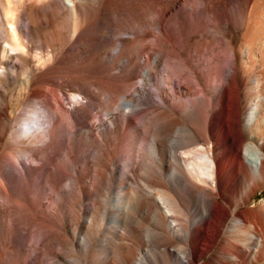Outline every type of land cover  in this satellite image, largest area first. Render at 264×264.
I'll return each instance as SVG.
<instances>
[{
	"label": "bare ground",
	"instance_id": "1",
	"mask_svg": "<svg viewBox=\"0 0 264 264\" xmlns=\"http://www.w3.org/2000/svg\"><path fill=\"white\" fill-rule=\"evenodd\" d=\"M6 132L0 264H93L99 218L78 230L76 210L99 189V168L90 179L76 167L90 149L107 164L127 155L104 264H132L136 240L124 241L141 233L137 264H264V199L248 206L264 187V0H0V141Z\"/></svg>",
	"mask_w": 264,
	"mask_h": 264
},
{
	"label": "rangeland",
	"instance_id": "2",
	"mask_svg": "<svg viewBox=\"0 0 264 264\" xmlns=\"http://www.w3.org/2000/svg\"><path fill=\"white\" fill-rule=\"evenodd\" d=\"M16 1H19V0H16ZM20 1H22V2H24V0H20ZM27 1V0H26ZM233 32V33H232ZM232 38H233V41L235 42V43H237V44H239V42H240V32L238 31V30H236V29H233L232 30ZM30 52H29V54H30V56L32 57L33 56V54H35V53H37L39 50H38V48H37V46H32L31 48H30V50H29ZM194 59V60H193ZM189 60H190V62L192 63V60L194 61V63H195V61H196V57H194V56H191V57H189ZM199 68V67H198ZM10 88H8V89H6V96H5V99L4 100H6V103L8 102H10V104L12 103V99H14V97L16 96V93H17V89L16 88H14V86L13 85H10L9 86ZM151 97L154 99V100H159V98H158V96L155 94V93H152V95H151ZM182 100H187V96L186 95H182L181 97H180ZM14 107V106H13ZM22 107H23V103H18V104H16V106L14 107V109H15V115L17 114V115H19L20 114V112H21V110H22ZM7 135H8V132H6V134L2 137V139H1V141H0V154H3V150H5V148L7 149V145H5L6 144V138H7ZM245 137V140L246 141H252V142H255V143H260L261 141H260V138H258V136L256 135V134H253V135H245L244 136ZM143 142H145V141H143ZM142 142V143H143ZM144 144V143H143ZM199 145V144H198ZM198 145L197 144H191V145H186V146H182V145H178L177 146V148H176V154L177 155H180V156H183V155H185V154H191L192 153V151H194L197 147H198ZM5 146V147H4ZM190 149V150H188V149ZM7 151V150H6ZM6 151H4V152H6ZM183 151H187L188 153H181V152H183ZM191 152V153H190ZM179 153V154H178ZM137 154H141V153H139L138 151H137ZM137 154H131V161H133L134 163H135V165H137V159H138V155ZM183 154V155H182ZM99 154H95V152H93V150L92 149H90L89 150V152L87 153V154H83V158H82V160H78L77 162H76V167L78 168H76L77 169V171L78 172H80V173H83V174H86L87 176L89 175V177H90V179H92V175H91V173H92V170L94 169V168H99V170H101V173L102 174H100V180H98L99 182H97L98 184H99V189L97 190V193H96V195L97 196H95V198H87V199H83L82 200V202L81 203H79L81 206L79 207V204H78V206L76 207V210H77V215H79V213H80V215H79V218L81 217V215L83 216V217H81V220H79L80 222H79V227L80 228H78V226H77V228H78V230H83L85 227H87V224H85L86 222H85V219L87 218V217H89V216H94L95 217V215L96 216H98V217H96V219H98L99 218V222L97 221V223H96V221H95V223H94V226L93 227H89V229H90V231H91V241H90V248H89V251L91 252V255H93L92 256V258H94V259H92L93 260V264H104V262L106 261L105 259H104V257H105V255H102V254H100L99 253V251H103L104 249H103V247H105L103 244L105 243V237H104V234H105V230H106V226H107V223L105 222L106 221V219H107V217H108V211H109V209H110V207H111V197H112V191H111V186H113L114 184H115V182L116 181H118L119 180V173H120V171L122 170V164L127 160V155L126 154H123L122 152H120V153H118L117 154V157L115 158V159H113L112 160V162L111 163H109V164H107L106 162H105V160H104V158H102L101 159V157L100 156H98ZM134 155V156H133ZM137 156V157H136ZM113 163V164H112ZM82 164V165H81ZM12 166V164L10 163L9 164V166ZM95 165V166H94ZM105 165V166H104ZM111 165L113 166V167H111ZM99 166V167H98ZM101 168V169H100ZM104 170V171H103ZM108 171V172H107ZM130 171V172H129ZM85 172V173H84ZM129 172V173H128ZM131 173V174H130ZM122 174V177L124 178V185H126V186H128V187H130V188H132V189H135V190H137L136 188H138L137 187V185L138 184H141V178H139L140 176H138V174H137V171H135V170H127V171H123V173H121ZM107 175V176H106ZM108 177V178H107ZM107 178V179H106ZM108 180H109V182H108ZM103 181V182H102ZM140 182V183H139ZM137 183V184H136ZM101 185H103L102 186V188H101ZM136 187H135V186ZM139 186V185H138ZM107 187V188H106ZM134 187V188H133ZM110 188V189H109ZM105 189V190H104ZM104 191V192H103ZM111 191V192H110ZM106 192V193H105ZM109 192V193H108ZM101 194V195H100ZM97 197V198H96ZM100 197V198H99ZM101 198H102V200H101ZM108 199V200H107ZM264 199V187L263 188H261L260 190H258L257 192H256V194L253 196V197H251V199L249 200V202H248V206H251V207H256V206H258V204H260L261 203V201ZM100 200V201H99ZM107 201V202H106ZM103 202V203H102ZM220 202L223 204V206L224 207H228V204L225 202V201H223V200H221L220 199ZM107 203V204H106ZM225 203V204H224ZM107 205V206H106ZM109 205V206H108ZM96 206V207H95ZM220 206V205H219ZM218 205H216V208L219 210L221 207H219ZM82 207V208H81ZM94 207H95V209H94ZM77 208H79V210L77 209ZM81 209V210H80ZM94 210V211H93ZM90 212H91V214H90ZM93 213H96V214H93ZM84 214V215H83ZM93 214V215H92ZM101 214V215H100ZM104 214V215H103ZM87 215V216H86ZM105 217V218H104ZM78 218V219H79ZM102 219V220H101ZM101 222V223H100ZM103 224V225H102ZM96 225H99V226H96ZM101 227V228H100ZM205 227L207 228V226H203V227H201V228H199V230H198V232L200 231V234L201 233H207L208 232V228L207 229H205ZM94 228V229H93ZM96 230V231H95ZM206 230V231H205ZM100 231V232H99ZM203 233V235L205 236L206 234H204ZM211 233V232H210ZM95 235V236H94ZM102 235H103V237H102ZM202 235V236H203ZM101 237L103 238V241H102V239H101ZM128 237V236H127ZM139 237V238H138ZM141 237H142V239H141ZM143 237H144V239L146 238L145 236H144V234H140V235H136L135 237L133 236V237H131V236H129L128 238H126L125 239V241H124V243L126 244V246H128L129 248L130 247H132V245H131V241L132 240H136L135 242H136V246H134L135 247V249L134 250H132L133 251V253H134V255H133V263L132 264H137V262H138V257H139V252L140 251H138L137 249H138V247L140 248L141 247V244H142V242H143V244L144 243H146L147 242V240L145 239H143ZM217 239H219V240H217ZM140 240H143V241H140ZM129 241V242H128ZM137 241L139 242V243H141V244H139L138 245V243H137ZM217 241V242H216ZM219 241V242H218ZM99 242H101V243H99ZM204 242V243H203ZM103 243V244H102ZM178 243H180V242H178ZM142 244V245H143ZM202 244V245H201ZM205 244H206V241H204V240H202L201 241V243H199L198 245H200V247L201 246H205ZM220 244V238L218 237V238H216V240H215V242H214V245H213V247H212V249H210V251H209V254L207 255V257L208 256H210L214 251H215V249L218 247V246H220L219 245ZM102 247V248H101ZM137 247V248H136ZM200 247L199 246H197V248L198 249H200ZM203 247L201 248V249H203ZM223 247H225V245H223ZM227 247L230 249V247L227 245ZM227 247H225V248H227ZM76 248V250H75V253L77 254V255H75V256H78V257H82V256H84V255H82V251H80V249H79V247H78V245L75 247ZM131 248V249H132ZM205 248V247H204ZM227 248V249H228ZM99 249H101V250H99ZM197 249V250H198ZM92 250V251H91ZM137 251V252H136ZM74 253V254H75ZM96 253V254H95ZM138 254V255H137ZM80 255V256H79ZM82 255V256H81ZM138 256V257H137ZM105 260V261H104ZM113 260V262H115V263H117V259L115 258V260L114 259H112ZM136 261V262H135ZM203 260H197V261H195L194 262V264H200L201 262H202ZM98 262V263H97ZM170 264H172V263H170Z\"/></svg>",
	"mask_w": 264,
	"mask_h": 264
}]
</instances>
